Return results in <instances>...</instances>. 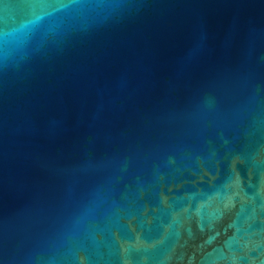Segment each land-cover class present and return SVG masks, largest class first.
Listing matches in <instances>:
<instances>
[{"label": "water", "instance_id": "obj_1", "mask_svg": "<svg viewBox=\"0 0 264 264\" xmlns=\"http://www.w3.org/2000/svg\"><path fill=\"white\" fill-rule=\"evenodd\" d=\"M0 264H264V0H0Z\"/></svg>", "mask_w": 264, "mask_h": 264}]
</instances>
